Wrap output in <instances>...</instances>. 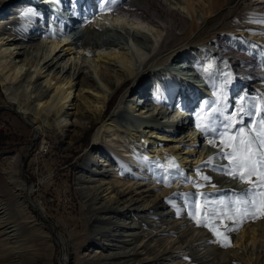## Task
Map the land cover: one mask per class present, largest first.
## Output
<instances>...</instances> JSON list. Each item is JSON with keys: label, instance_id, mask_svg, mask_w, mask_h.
Returning <instances> with one entry per match:
<instances>
[{"label": "rangeland", "instance_id": "obj_1", "mask_svg": "<svg viewBox=\"0 0 264 264\" xmlns=\"http://www.w3.org/2000/svg\"><path fill=\"white\" fill-rule=\"evenodd\" d=\"M42 1H44L42 3L43 6L46 4V1L48 2V0ZM165 1L166 0H163L164 4L176 2V0H169L168 2ZM210 1L211 0H199L200 3L196 1V10L193 15L187 13L188 11L186 10L185 5H179L181 8H183L182 16L187 23L184 24L180 30L176 31L174 39L172 38L170 40L171 46L179 50V55L172 54L173 50H168V48L165 49V53L163 55L165 56V61L158 66L155 64V68L153 69L154 71H156L155 75H153L151 78L144 79L146 80L147 84L149 83L151 85H149L144 90L143 88L141 89V91H143V94L145 92L144 96H142V101H144L145 97L151 99L152 93H155V91L157 90L156 86L158 85V83L156 82V80L163 84L162 77H167L163 76V74L168 75L169 73H172L173 75H176V70L180 71L181 67H183L182 69L188 68V71L183 70L180 72L181 81H183L184 83L186 82V84L190 87L193 86L187 81L188 79H190V82H192L191 80L196 82L197 84L194 88H196L197 90L193 92V97L195 98V95H199L198 99L201 100L200 104L209 99V104L211 105V107L213 106V108H210L208 113L202 111L201 108L197 110L198 105L195 107V109L192 110V112H186L190 111L188 108L187 110L184 109L186 111L178 112L184 114V116L179 115V119H184L188 115L187 118H189L190 121L193 120V126H190V128L192 127V129L196 128L197 124L203 123L206 114H211L212 109L220 106L217 102L220 101L222 95L225 97L224 103L228 105L227 110L223 113L224 115H230L235 110V108L240 107L241 98H244L245 106H250L253 103L259 104V99L254 98H260L264 96V24L258 23V21L264 20V0H229L228 3L227 0H214L215 2ZM230 1L233 2L232 5H230ZM18 2H20V0H12L8 3H3L0 0V10L5 11L4 18H0V25L3 21L11 19L10 17L14 18V15L18 14H14L13 12V7ZM213 3H215L216 7L212 8L211 6L213 5ZM220 3L222 4V7L219 6ZM200 4L203 5V7L205 8L204 10L201 8ZM229 6H233L231 14L224 19H218L222 18V15L229 14L226 11ZM197 8L199 9L197 10ZM97 11H95L94 13H96ZM25 19L26 17H24L21 13L18 16L17 21H24ZM203 20H205V22H203ZM208 22L214 24L218 23L213 26L214 28H217L218 33H216V35H213L212 33L213 27H210L203 31V28ZM41 23L42 20L37 21V26H40ZM93 23H96L95 25L99 24L97 20H94ZM194 23L198 27H195L188 37H184V34L186 32L189 33V31L192 29V25ZM93 25L88 24L82 26L83 31L81 37L84 38L85 41L90 39L92 36L101 41H103V38L107 40L108 38H113V40L110 41H121V38L119 39V37L121 36L117 35L118 33H123L122 36L126 41L124 45H120L118 47L109 46L106 49L93 50V52H95L96 56L110 55L112 53H120V55L122 54V56L126 55L125 57H123L124 60L122 58L118 61L113 62V64L117 67V70H119L120 73H124L126 76H128L131 70L129 66H132V64L134 63L135 54L132 49V45L129 42V35H127L123 30L119 31V28L123 26V24H120V27L115 28L114 33H117L115 39L114 37H112V35H108L109 32L107 31L98 34L93 33V35L90 34V32L85 28L90 26L92 30H95L96 27ZM49 29L50 26L47 28V30L45 29L43 31L50 32L51 29ZM53 32L54 34H58L57 31H52L51 33ZM210 36L213 40L210 38ZM16 38L21 39V37L19 36H17ZM52 39L54 38L51 37L50 40V36L41 37L39 42H37V45L38 43L49 44L50 42H54ZM65 40L69 41V43L73 41L71 37H66L57 42L62 43ZM19 42H21V40L17 41V43ZM80 46L81 45H77L74 47L75 52H80ZM214 48L216 49V51L214 50ZM219 48H221L222 50L226 49L225 53L222 54V52L218 50ZM45 49L47 48H43L39 51L37 46H35V50L30 51L33 52V60L37 62H35L34 64L36 67L34 66L32 70H38L40 66V59L38 58L45 55ZM15 52L18 54L19 50L16 49ZM232 52L233 54L229 56V60H225L223 58H227V56L225 55L226 53ZM69 57H66L65 60L67 61ZM28 58H30V55ZM94 59L96 58L93 54H88L87 56H79L78 54L77 58H75V60H70L69 63L72 62L74 64L78 62L79 64H81L82 62H85L87 63V65H92V71H94ZM20 60H25L24 63L26 64L27 56H17L12 61H16L18 64ZM196 61H201V65L203 68L195 70L193 67V63H196ZM207 63L208 65L206 67L205 65ZM230 63L236 65L235 69H238L237 72L231 71V73H228L231 70ZM170 68L175 72H172ZM206 68L207 71H205ZM190 70L192 72H195L193 73V76L191 75L192 72H189ZM43 71L45 72L46 69ZM160 72L162 75L160 74ZM166 72H168V74H166ZM54 74L57 73H53L52 71L51 76H53ZM45 76L46 74H43L39 78L41 79L40 82L45 81ZM140 76L141 74L138 76V78H140ZM134 78L135 77L130 78V86L125 89L121 96H115L111 99L112 101H109L106 109L104 110V115L102 118L103 121L87 128L88 131L84 139H81L79 142L70 147L67 146L66 143L60 142L57 139L55 135V127L51 121L45 122L43 118H38L34 113L29 115L27 120H24L23 115L20 114L21 110L19 109L23 107L22 103H25V101H29L26 102V104L29 105V108L33 109L35 106L33 104L34 96L32 95L31 99H28V97L30 96L31 88V86H28L29 81L27 82L25 80V82H21L20 84L11 86L10 84H8V82L3 83L0 79V195L8 203L14 205V208H16L11 212L12 215L18 216L21 220H25L29 217V212L33 213L31 209H33V211H37V209H39L38 207L43 208V217L47 218V220L43 218L41 219L42 223L45 222L43 223L44 225H42V230L45 233H49L54 236V241L48 243L46 239H42L40 241H37V243H45L47 244V246H51L52 253L50 255L49 264H61L62 249L57 245L58 243L56 235H61L64 239V245L68 255L67 259L70 264H86L84 256L87 252L89 253L90 250L95 249L99 253L108 254L107 250L111 253L113 252L109 250L108 244L118 245V241L120 240H131L130 238H126L130 234L128 233L130 227L136 229V227H138V225L141 226L143 224L142 221H144L142 219H139L136 221L137 223H134L133 221H135L138 216L145 217L143 219H145L146 222L143 225L148 229L151 228L152 230L153 224L161 221L162 219L164 220V225L167 227H173L175 223L182 220H187L188 223L182 226V230L189 229L187 239L195 238L197 240V238H204V245H201L197 248L196 246L191 247L190 253L197 254V262H195L194 264H255L258 259H262L261 261H263L264 218L256 219L254 222H245L243 226L239 228L238 232L228 233L233 246L225 248L222 247L220 243L216 242L217 238L213 236V234L208 229L199 227L195 224V222L187 214V210L190 209H188V203H186L183 198L175 194L171 195V191L173 189L183 187L185 189H189L190 192L194 190L192 191L193 193H196L195 191L204 192L208 194V197L210 199H217L220 197L231 198L234 195V192H229L227 190L222 192L215 191V188H217V186L211 189L208 188V185L214 182L216 183L217 181L228 180L239 189H243L247 186L241 184L238 180H233L227 175L214 170L212 166H207L206 161H208L210 157H216L218 155V148H213L208 143L209 140H216V142H218V138L214 134L202 132L201 129L197 127L199 129L197 131V136L201 138L202 144V149L200 151H204L205 156L199 164L193 166L192 171H189L187 176L185 173L177 174L179 175L177 177L166 176L165 172L166 170H168V163H162V166L159 169L160 171H158L159 173L153 175H150V172L141 170L140 166H134L136 170H133V177L130 178L133 179V181L126 185V182L121 181V179L123 178V175L121 174V166L107 167L111 171L106 176L105 174H101V168L93 166L95 163H98V160L96 158L99 156L98 153L100 152L99 150L102 147H106L107 150L105 151H107L108 155L112 157L114 151L118 147H123V145L126 144L130 148V145H132V147L135 148L141 156L147 157L149 153L147 151H145L146 153L144 152V149L141 145H139L137 140H131L128 136V132H130L131 130V133L134 132L136 133V135H138L140 132L151 134L152 132H156L153 129L157 125H162L163 127H168L169 129V124L167 122L172 120V118L177 115V106L175 103V105L172 107L174 111H172V109L168 111L170 112V114L167 115V119L158 120V122H155L154 124L152 123V125H145L144 122L142 123L143 118L145 120L150 119V117H146L149 116L150 113L144 116L143 113L142 115H139L141 113L140 110V113L137 111L136 114H134L130 109L132 103L136 104V98H139L140 96H136L137 93L134 95L131 92L136 83V79ZM225 80H228L227 84H225ZM240 81L241 86L240 88L238 87V89L240 90L237 92H241L237 93L236 95L234 94L233 96H230L232 89H234L233 87H235L234 85L238 84L236 82ZM170 82L172 83V85L169 84L171 87V92L173 90L177 92L176 87L182 86L178 85L177 79H174ZM95 83L97 85L99 84L101 89H107L106 84L99 81V77L97 74L95 77ZM221 86H223V88ZM9 89H12L13 92L15 89V93L17 96L14 94L16 96L15 97L13 93L9 95L11 91ZM167 89V87H164L163 91H166ZM85 92V95L89 94V91ZM76 93L78 94V91ZM185 95H187V93ZM50 96H54V91L51 92ZM180 96L181 94L179 95V97ZM11 97L15 99L13 103L10 99ZM51 98L50 101L52 103L55 99L52 98L51 100ZM123 100H127V102L122 106V117L118 119L122 123V125H116V123L113 122L115 118L113 119L112 115H114V113L120 108L121 101L123 102ZM137 102L140 103V101ZM147 104L150 106L148 107V109H146V111L144 110L145 112L155 109L156 104L158 105V108H161L163 106L159 102H154L153 100L147 101ZM69 109H71V107ZM72 112L73 110H71L70 113ZM197 114L198 117L199 114H202V118L200 120L197 119ZM218 116L219 114H216L213 118L215 119ZM68 119L69 123L75 121L74 117L72 116L68 117ZM189 119H186L185 122L187 123L185 126V130H183L184 133L186 132V135L190 131V128H188L187 126V124L190 122L188 121ZM244 119L248 121L249 118L244 117ZM173 122L176 123L178 122V120L174 118ZM174 126L175 128L178 127L177 125ZM126 128L128 129L127 132L125 131ZM187 128L188 130H186ZM114 132L115 137L112 138L111 135L114 134ZM176 135V138L180 136L179 139H183L185 137V135L183 134ZM176 138L169 137V140L161 141V143L159 144V148L161 149V147H163L162 145H164V147H166V145H169L170 147L174 148L181 146L182 157H188L190 158V160L196 159L198 154L195 153L194 156L191 155V157L188 152L192 149L186 148L185 146L187 145L185 143L188 139H184L183 144H179L177 142H174ZM174 148L173 150H175ZM13 161H15L18 165L15 167L16 169H18V177L20 178V182L22 181L25 190H29L31 192V199L30 201L28 200V203L32 208L28 209L27 206L29 205L27 203H24L23 201H20L19 204L16 205L17 207L15 206V201L18 200L19 194L11 185L8 184L7 176L5 175V172L8 170V168L14 167L11 166ZM215 163L227 164V160H217L215 161ZM116 170L119 171L121 175L116 174ZM198 171L202 175L210 177V180L202 181L200 176L197 175ZM95 179L100 180V182H94L93 180ZM142 182L148 183L149 185L151 184L152 186L146 188L149 185L142 186L140 185L142 184ZM100 183H104V187L97 200L96 208L100 206L102 199L103 201L104 199L108 201L111 197L116 198L113 195L114 192L111 193L113 190L112 185L110 186V189L108 191H104L107 188L105 183H115L116 187L123 190L128 189L133 185L143 189H152L151 193H148L147 195H162V198L159 201V206L147 210L146 214L142 212L143 210L140 206L143 205V203H141L122 215L111 214L107 216L105 214H100L99 216H97L98 221L95 220L98 223L95 224V221H93L91 218L92 207L90 205H92V203L88 202L87 196L84 195L85 191L83 190V187H92L95 186V184H97L98 186V184ZM195 183L205 185L204 188H207L209 192H205L204 188L197 189L195 187ZM140 190L141 189L136 192L140 193ZM241 192H235V194H239ZM130 197L131 196L125 198V200L129 199ZM150 199L151 200L147 203H151L152 198ZM194 199L198 198L189 197V202ZM169 201H171L172 203H169ZM177 205L179 206V215H177ZM138 207L141 210V213L133 210L135 208L138 209ZM123 223L128 224L129 228L116 229V225ZM228 223L230 226H232L231 222ZM94 225L100 227L103 230L102 239L100 235H96L95 233L93 234V231L95 229ZM31 227L32 226L28 224L25 226L28 233H30L29 230H32L33 235L34 230ZM179 227L181 226H178L177 228ZM136 232H141V230H137ZM253 232H256L255 234L257 235L256 245H250L249 243L246 246L244 244V240L241 241L242 243H237L241 236H243L242 234H251ZM118 234L124 237H117L116 240H113L115 239L113 236H117ZM176 234L177 232L172 230L169 234L162 235L159 238L164 239V241H162L164 243L168 242V246H172L173 242L170 239H172ZM95 235L97 236V238H100V240L98 241V246L92 247V237ZM144 240V236H139L135 246L141 245ZM152 242H154V239H152ZM122 245L123 244L120 243V247H122ZM132 247L130 249H132ZM244 251H246L245 253L247 254L245 256L242 254ZM117 252L122 251H114V254H116ZM176 254H174V256H176ZM136 259L139 258H132V262H135L134 260ZM177 261L171 262L175 263ZM111 262L115 264V262L118 261L114 260ZM154 264H161V262Z\"/></svg>", "mask_w": 264, "mask_h": 264}, {"label": "bare ground", "instance_id": "obj_2", "mask_svg": "<svg viewBox=\"0 0 264 264\" xmlns=\"http://www.w3.org/2000/svg\"><path fill=\"white\" fill-rule=\"evenodd\" d=\"M1 1L3 3H8L12 0ZM35 1L36 0H20V2H18L13 7L14 14H18L14 15V18L10 17L11 19L3 21L0 25V79L3 83L8 82V84H10L11 86L20 84L21 82H25V80L27 82L29 81L28 86H31V88L30 96L28 97V99H31L32 95L34 96L33 104L35 106L33 109L29 108V105L26 104V102L29 101H25V103H22L23 107L19 109L21 110L20 114L23 115L24 120H27L28 116L34 113L38 118H43L45 122L51 121L54 124L56 131L55 135L57 139L60 142L66 143V145L69 147L73 146L81 139H84L88 131L87 128L103 121L102 118L104 115V110L106 109L109 101L115 96H121L125 89L130 86V78L135 77L134 79H136V83L131 92L134 95L137 93L136 96L140 95L139 98H136L137 101H140V103L136 101V104L132 103L131 108H129L134 114H136L137 111L139 112V110L141 112H139V115H142L143 113V115L145 116L146 114L150 113L149 116H146L147 118L150 117V119L145 120L143 118L142 123L144 122L145 125H152V123L154 124L155 122H158V120L167 119V115L170 114V112L168 111L172 109L175 103L177 106V115H175L174 118H176L178 122L174 123V118H172V120L167 122L169 124V129L168 127L157 125L153 129L156 132H152L151 134L140 132L139 134L137 133L138 135H136V133L134 132L131 133V130L130 132H128L129 138L131 140H137L139 145H141L144 149V152L147 151L149 153L147 157L141 156L140 153L132 147V145H130V148L126 144L123 145V147H118L114 151L112 157L108 155L107 151H105L107 150L106 147H102L99 150V156L96 158L98 160V163H95L93 166L101 168V174H105V176L111 171L107 167L121 166V174L123 175L121 181L126 182V185L133 181V179L130 178L133 177V170H136L134 166H140L141 170L150 172L149 174L153 175L159 173L158 171H160L159 169L161 168L162 163H168L169 167L165 172L166 176L177 177L179 176L177 174L180 173H185L187 176L188 172L192 171L193 166L199 164L202 161L203 157L205 156V152L200 151L202 149V144L201 138L197 136V131L199 129L197 128V126L194 129H192V127L190 128V126L193 124V120L190 121V119L187 118L188 115L184 119H179V115L184 116V114L178 112L186 111L187 108L190 111L186 112H192V110L195 109V107L198 105L197 110L201 108L202 111L208 113L210 108H213V106L211 107V105L209 104L210 100L208 99L207 101H204L202 102V104H200L201 100L198 99L199 95H195V98L193 97V92L197 90L196 88H194L197 83L193 80H191L192 82H190V79H188L187 81L193 86L190 87L186 84V82L184 83L183 81H181L180 72L183 70L188 71V68L182 69L183 67L180 68V71L176 70V75H173L172 73L168 74V72H166V74L168 75H164L162 71L163 76L167 77H162L163 84L156 80V82L158 83L157 86L155 85L157 90L155 91V93H152L151 99L145 97L144 101H142V96H144L145 92L143 94V91H141V89L143 88L144 90L149 85H151L149 83L147 84L146 80L144 79L151 78L153 75H155L156 71L153 70L155 68V64L158 66L165 61V56H163L165 53V49L168 48V50H173L172 54L179 55V50H177L175 47H172L170 41L172 38L174 39L176 31L180 30L181 27L187 23L182 16L183 8H181L179 5H185L186 10L188 11L187 13L193 15L196 10L195 2H199V0H176L175 3L170 2L169 4H164L163 0H121L122 5L118 7L119 9L115 10L120 12H115L114 10L99 11L96 5L99 4L102 0H87L84 4H81L79 0H48V2H45L46 4L44 6L42 5L44 1ZM166 1L168 2L169 0ZM211 1L215 2L214 0ZM228 2L229 0H227V3ZM63 4H68L75 9H77V4H80L81 8L83 7L84 22L82 24L86 23L85 25H93L94 20L98 21V25H95L96 23L93 25L96 27V29L92 26L95 30H92L90 26L85 28L92 35L93 33L98 34L107 31L109 32L108 35H112V37H114L115 39V36L117 35V33H114L115 28L120 27V24H123V26L119 28V31L123 30L127 35H129V42L131 43L132 49L135 54L134 63L132 64V66H129L131 70L128 76H126L124 73H120L119 70H117V67L113 64V62L125 57V54V56H122V54L120 55V53L96 56L95 52H93V50H102L106 49L109 46L118 47L120 45H124L126 41L122 36L123 33H118L117 35L121 36L119 37V39L121 38V41H110L113 40V38H108V40L103 38V41H101L99 39H96L94 36L85 41V39L81 37L83 31L82 28L74 29L73 31V24L71 25L68 20H66L72 15L77 16V14H79L77 11L74 12V10L72 9L71 11H69L67 15L68 17L66 15H63L62 13L60 14L63 16L59 17L58 19V23H60V28L59 30H57L58 34H54V32L51 33L52 30L50 32L43 31L45 29L47 30L51 22H55V20H57L55 15L58 14L55 11L59 12L61 8L60 6ZM232 4L233 2L230 1V5ZM221 5L222 4L220 3L219 6ZM200 6L203 10L205 9L202 4H200ZM211 7H216L215 3H213ZM232 8L233 6H229V8L226 10L229 14L222 15V18L218 19H224L228 17L231 14V10H233ZM198 9L199 8H197V10ZM29 11H35L39 15L27 17L28 19L26 18L24 21H17L18 16L21 13L24 14ZM95 11L97 12L94 13ZM4 16L5 11L0 10V18H4ZM39 20H42V23L40 24V26H37V21ZM46 21L48 22V24ZM66 21L67 25H65ZM203 22H205V20H203ZM216 24L208 22L203 28V31L210 27L212 28ZM195 27L197 28L198 26L194 23L192 25V29L189 31V33L186 32L184 34V37H188ZM212 29L213 35H216V33H218L217 28L213 27ZM108 30H111L112 32ZM17 36L21 37V39L16 38ZM47 36H50V40L51 37H53L54 39L52 40L54 42H50L49 44L38 43L37 45V42H39L41 37ZM66 37H71L73 41L71 40L72 42L70 43L67 40L62 43L57 42ZM19 40H21V42L17 43V41ZM77 45H81L79 47V53L75 52L74 47ZM35 46H37L39 51L43 48H47L44 51V56H41L40 58L37 57L38 59H40V66L38 70H32L35 66L34 64L36 61L33 60V52L30 51L35 50ZM16 49L19 50L18 54L15 52ZM214 50L216 51L215 48ZM218 50H220L222 54H224L226 49L222 50L221 48H219ZM78 54L79 56H87L88 54L94 55V57L96 58L94 59V71H92V65H87V63L85 62H82L81 64H79L78 62L74 64L72 62L69 63L70 60H75ZM232 54L233 52L226 53L225 55L228 59L225 57L223 58L225 60H229V56ZM24 55L27 56L26 64L24 63L25 60H20L18 64L16 61V63L12 61L15 57ZM29 55L30 58H28ZM66 57H69L67 61L65 60ZM201 64V61H196V63H193L194 69L196 70L203 68ZM207 65L208 63L205 66L207 67ZM230 67L231 70L228 73H231V71L237 72L238 69H235L236 65L230 63ZM45 69L46 71L44 72L43 70ZM52 71L53 73L56 72L57 74L51 76ZM189 72L191 73L192 71L190 70ZM193 73L195 72H192V76L194 75ZM43 74H46V79L44 82H40L41 79L39 78ZM96 74L99 77V81L106 84L107 89H101L99 84L97 85L95 83ZM140 74L141 76L140 78H138ZM174 79H177L178 85H182L176 87L177 92L174 90L171 92L170 85H172V83L170 81H173ZM166 80L168 83L166 82ZM236 83L235 84L237 86L234 85L235 87H233L234 89H232L230 96H233L234 94L236 95L237 93L241 92H237L240 90L238 89V87L240 88L241 81ZM164 87H167L168 89L166 91H163ZM9 90H11L9 95H11V93H13V95H16L15 89L14 92L12 89ZM53 91L54 96L52 97L50 95ZM77 91L78 94L76 93ZM85 91H89V94L85 95ZM186 93L187 95H185ZM180 94L181 96L179 97ZM51 97L55 99L52 103L50 101ZM10 99L12 103L15 101L13 97H11ZM151 100H153L154 102H159L163 106L161 108H158V105L156 104L155 109L145 112L146 109H148V107L150 106L147 104V101ZM126 102L127 100H123V102L121 101L120 108L114 113V115H112V118H115L113 122L116 123V125H122V123L118 119L122 117V106ZM70 107L71 109H69ZM71 110H73L72 113H70ZM172 111L174 110L172 109ZM70 116L74 117V122L72 121L71 123H69L68 117ZM199 117L202 118V114H199ZM186 119H189L188 121H190L187 124L188 128H190V131L187 135L185 134L186 132H183L187 123L185 122ZM174 125H177L178 127L175 128ZM188 128L186 130H188ZM127 130L128 129L126 128L125 131L127 132ZM176 134H183L185 135V137H182L183 139H179V136L177 137V139L175 137L177 136ZM111 137H115V132L111 135ZM169 137L176 138L174 142H177L179 144H183L184 139H188L185 143L187 145L185 146L186 148L192 149L188 153L190 154V156H194V154L197 153V158L190 160V158L188 157H182L181 146L174 148L170 147L169 145H166V147L162 145L163 147H161L160 149L159 144L161 143V141L169 140ZM173 148L175 150H173ZM15 161H13L11 164V166L14 167L8 168V170L5 172V175L7 176V182L19 194V201H15V206L18 205L20 201H23L24 203H27L29 205L28 200L30 201L31 199V192L29 190H25L22 181L20 182V178L18 177V169H16L15 167L18 165ZM173 161L179 166L178 168L172 167ZM115 173L121 175L117 170L115 171ZM93 181L100 182V180L98 179H95ZM105 184L107 188L104 191H108L110 189V186L112 185L113 190L111 193L114 192L113 195L116 198L111 197L108 201L105 199L103 201L102 199L98 208H96L97 200L100 193L102 192L104 183H100L98 184V186L97 184H95V186L92 187H83V190L85 191L84 195L87 196L88 202L92 203V205L90 206L92 207L91 218L93 221H98L97 216H99L100 214H105L107 216L111 214H125L127 211H130L133 207L141 203H143V205L140 206L143 210L142 212L146 214L147 210L158 207L160 204L159 201L162 198V195H147L148 193H151L152 189H143L133 185L130 188L123 190L116 187L115 183ZM140 185L146 186L149 184L142 182V184ZM212 185L217 186V188H215V191L220 192L226 190L229 192H241L248 187L246 186L243 189H239L228 180H221L217 181L216 183H211L210 185H208V188L212 189ZM150 186L152 185L150 184L146 188ZM201 188H204V186ZM139 189H141V192H136ZM192 191L190 192L189 189L180 187L178 189H173L171 191V195H177L178 193H193ZM204 191L207 193L209 192L207 188H204ZM129 196L131 197L125 200V198ZM150 198H152L151 203H147L151 200ZM27 207L28 209L32 208L31 205ZM38 208L39 209H37V211H33V209H31L33 213L29 212V217L25 220H21L18 216H14L11 213L14 209H16L14 208V205L8 203L0 195V264H49L50 255L52 253L51 246L49 247L45 243L38 244L37 241L46 239L49 243L51 241H54V236L49 233L47 234L42 230V225H44L43 223L45 222L42 223L41 219L43 218L47 220V218L43 217V208ZM133 210L141 213L139 207L138 209L135 208ZM143 218L145 217L138 216V218L133 222L137 223V220L142 219L144 220L142 221L143 224H145L146 220ZM96 221L95 224L98 223ZM187 223V220H182L175 223L173 227H167L164 225V220L162 219L161 221L153 224V230L151 228L148 229L143 224L141 226L138 225L136 229L130 227V230L128 229V233L130 234L126 238H130L131 240H120L118 241V245L108 244L109 250L113 251L111 253L107 250L108 254L99 253L95 249L90 250V252H87L84 256L85 263L113 264V262L111 261L116 260L118 262H115V264H151L153 262H161V264H194L195 262H197V254L190 253L191 247L196 246L197 248L201 245H204V238H197V240L195 238L187 239L189 229L182 230V226ZM27 224L32 226L31 228H33L34 230L33 235L32 230H29L30 233H28L27 229L25 228ZM178 226L181 227L177 228ZM94 228L95 229L93 231V234L95 233L96 235H100L102 239L103 230L95 225ZM121 228H129V225L126 223L116 225V229ZM137 230H141V232H136ZM172 230L177 232V234L172 239H170L173 242V245L168 246V242H162L164 241V239L159 237L169 234ZM255 233L256 232H253L251 234H242L243 236H241L237 243L244 240V244L246 246L249 243L250 245H256L257 235ZM96 235L92 237V247L98 246V241L100 240V238H97ZM139 236H144L145 240L141 243V245L135 246ZM113 237L115 238L113 240H116L117 237L123 238L124 236L118 234L117 236L115 235ZM56 239L58 243L57 245L62 249L61 264H70L67 259L68 255L65 249L63 237L61 235H56ZM152 239H154V242H152ZM120 243L123 244L124 247L123 245L122 247H120ZM131 247L132 249H130ZM117 250H121L122 252H117L116 254H114V251ZM245 252L246 251L242 253L244 256L247 255ZM174 254H176V256H174ZM137 257L139 259H136L134 260L135 262H132V258ZM261 260L258 259L255 264H263L264 260ZM171 261L177 262L173 263Z\"/></svg>", "mask_w": 264, "mask_h": 264}, {"label": "snow or ice", "instance_id": "obj_3", "mask_svg": "<svg viewBox=\"0 0 264 264\" xmlns=\"http://www.w3.org/2000/svg\"><path fill=\"white\" fill-rule=\"evenodd\" d=\"M103 2L107 6L116 0ZM108 10L111 11V8ZM22 15L27 18L39 14L29 11ZM258 23L264 24V20ZM227 83L228 80H225ZM254 99H259V104L245 106L244 98H241L240 107L235 108L230 115H224L228 105L224 103L225 97L222 95L217 102L220 106L212 109L211 114H206L203 123L197 124L202 132L214 134L218 138V143L216 140L208 141L213 148H218V155L210 157L206 164L248 187L239 194L234 192L231 198L210 199L208 194L200 191L177 194L188 203L190 210H187V214L195 224L208 229L217 238L216 242L225 248L233 246L228 233L238 232L245 222L264 218V96ZM216 114L219 116L214 119ZM244 117H248V121ZM217 160H227V164H216ZM172 167L179 166L173 161ZM197 175L202 181L210 180V177L199 171ZM203 186L195 183L197 189ZM189 197L198 199L189 202ZM177 208L179 215L178 205Z\"/></svg>", "mask_w": 264, "mask_h": 264}]
</instances>
